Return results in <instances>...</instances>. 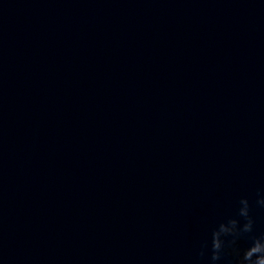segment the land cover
Segmentation results:
<instances>
[{"label":"water","instance_id":"1","mask_svg":"<svg viewBox=\"0 0 264 264\" xmlns=\"http://www.w3.org/2000/svg\"><path fill=\"white\" fill-rule=\"evenodd\" d=\"M258 191L264 0H0V264H209Z\"/></svg>","mask_w":264,"mask_h":264},{"label":"clouds","instance_id":"2","mask_svg":"<svg viewBox=\"0 0 264 264\" xmlns=\"http://www.w3.org/2000/svg\"><path fill=\"white\" fill-rule=\"evenodd\" d=\"M255 205L264 208V192H257ZM251 209L249 199L241 196L234 214L210 228L200 251L201 256L207 252L209 264H218L229 251L235 264H264V232H255Z\"/></svg>","mask_w":264,"mask_h":264}]
</instances>
